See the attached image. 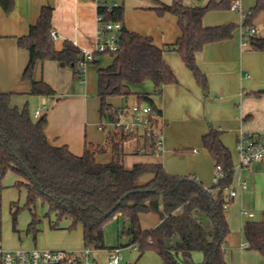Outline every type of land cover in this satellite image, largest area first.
<instances>
[{
  "label": "trees",
  "instance_id": "obj_1",
  "mask_svg": "<svg viewBox=\"0 0 264 264\" xmlns=\"http://www.w3.org/2000/svg\"><path fill=\"white\" fill-rule=\"evenodd\" d=\"M230 0L216 3L209 1L204 7L185 6L183 0H172L161 4L153 11L158 16L170 14L177 20L180 36L171 46L158 48L149 36L127 31L122 27L119 33V47L110 55L111 63L97 69L96 94L99 99L101 119L113 120L115 111L107 103L110 97L127 95L128 89L150 81L160 92L162 86L174 85L176 77L163 61L167 50L174 51L184 66L193 74L203 94L208 91V80L196 65L195 56L205 45L223 42L232 38L237 25L204 27L203 16L209 11L229 9ZM0 7L10 15L13 0H0ZM264 12V0H256L247 11L241 28L250 27V21L257 13ZM53 8L43 6L36 23L29 27L27 35L17 39V45L27 50L28 62L21 80L31 83L29 95L33 97H54L55 91L43 80L34 81L33 75L38 62H60L72 72L73 81L81 79L77 69L80 50L65 40L60 49L55 47L50 36ZM96 15L103 23L120 22L123 26L124 6L117 4L110 9L97 4ZM249 50L264 52V39L250 36ZM95 55L92 65L100 66ZM262 93H254L261 96ZM13 93L0 92V179L12 172L20 180L12 187L25 191V203L19 207L11 205L14 224L22 209H27L32 221L27 232L36 234L38 221L34 212L37 201L47 207L46 217L52 216L51 229L60 228L63 221L69 222L68 231L82 228L84 247L91 250L106 249L104 227L113 218L124 221L120 237L127 240L125 247L133 246L140 256L145 252L155 253L162 264H181L172 252H178L185 264H227L223 257V244L229 234L226 220L225 190L229 188L234 173L230 151L223 145L221 133L212 128L202 136V147L219 166L222 178L216 185L204 187L196 179L171 175L160 164H134L124 168L121 160L107 164L97 163L93 153L85 147L82 156L77 157L64 148L52 147L46 138V116L34 119L27 105L21 109L10 104ZM137 104L155 108L148 94H137ZM158 110V109H157ZM159 111V110H158ZM160 112V111H159ZM133 137L123 136L113 146L115 150L123 141ZM116 140V138H115ZM117 141V140H116ZM150 175L151 179L142 185L138 181ZM155 212L160 222L151 230H143L140 216ZM205 215L213 226L214 235L209 239L199 218ZM242 235L247 249L264 257V212L260 221H246ZM179 240L175 248L168 249L165 241ZM203 255L200 263L191 259V254Z\"/></svg>",
  "mask_w": 264,
  "mask_h": 264
},
{
  "label": "crops",
  "instance_id": "obj_2",
  "mask_svg": "<svg viewBox=\"0 0 264 264\" xmlns=\"http://www.w3.org/2000/svg\"><path fill=\"white\" fill-rule=\"evenodd\" d=\"M13 1L14 7L10 15H6L0 7V92L13 93L10 104L20 109L17 99L19 96L31 97L29 95L31 83L21 80L22 72L28 62V52L18 47L17 39L27 35L29 27L38 20L41 7L50 6L53 8L52 31L57 35V38L53 40L55 47L60 49L62 43L68 40L76 47L85 49L88 43L84 37L83 32L86 30L84 27L93 20L94 16L97 19L96 9L99 0H94L95 7L92 0ZM209 1L211 0H184L183 3L185 6L198 8L204 7ZM214 1L218 3L221 0ZM254 1L256 2L252 0L248 4V0H241L242 7L246 5L248 8L246 13L254 6ZM171 2L172 0H148V6L139 9H150L154 12L153 9L161 4L169 5ZM214 11H209L203 16L202 25L204 27L228 24H235L237 28L239 27L235 22L222 18L220 11ZM126 13L127 10L124 8L125 18ZM213 13H218L220 16H212ZM148 16L150 26L142 30L130 28L126 19L123 21V27L127 31L151 37L158 48L165 49L174 44L180 36L176 18L170 14L158 16L155 12L154 14L149 13ZM252 28L255 31L252 37L264 39V37H257L256 29L253 26ZM235 31L231 39L207 44L195 56L196 65L208 80L206 94L202 93L193 74L172 50L164 52L163 61L176 77L177 83L162 86L158 92L150 81H146L151 84V91L139 94L149 95L165 121L164 152L161 155H154L150 141L142 138L123 141L115 150L113 146L120 140H115L110 129L104 132L97 129V125L103 121L99 115V108L94 114L91 107H88L90 96H85L82 80L73 81L71 70L60 62H38L35 66L33 80L36 82L43 80L56 93L54 97H38L40 104L34 110L40 109L41 117L46 116L45 135L48 143L52 147L67 149L77 157L82 156L87 147L93 153L97 163L107 164L119 159L127 170L139 163L160 164L171 175L192 177L204 187H210L215 166L201 142L202 136L207 134L210 128L221 133L220 139L228 150L230 149V138L236 143L240 132L264 134V111H262L264 110V94L259 97L253 95L260 93V90L264 91V52L250 51L249 43L243 46L245 33L242 30L241 35L237 36ZM57 41H61L59 46L56 45ZM96 60L100 62V57ZM101 65V62L100 66L90 65L89 80L88 73L85 74L91 95L96 93L97 87L92 76L94 75L96 79L98 67L103 68ZM133 87L135 86L131 88ZM131 88L128 89L127 95L133 93ZM127 95L116 99H122L125 96L126 101ZM109 99L111 98L107 99V103L114 108L125 105L111 104L108 102ZM134 102H136V97ZM257 164H264V162ZM150 179V175L144 176L138 184H145ZM16 190L12 184H0V250L37 248L76 253L82 251L84 244L81 226H77L74 231H68L66 227L69 222L66 221L67 223L61 224L60 228L51 229L52 220L49 217L44 215L47 219L42 220L36 216L37 232L32 234L27 232L32 221L31 213H24L22 210L14 224L11 205L15 203L18 205L16 200H19V196ZM148 216L153 219V223L146 226L145 218ZM159 222V216L155 212L140 216L143 230H151ZM224 246L225 242L223 257L229 264L228 252ZM244 249L250 251L245 247Z\"/></svg>",
  "mask_w": 264,
  "mask_h": 264
},
{
  "label": "rangeland",
  "instance_id": "obj_3",
  "mask_svg": "<svg viewBox=\"0 0 264 264\" xmlns=\"http://www.w3.org/2000/svg\"><path fill=\"white\" fill-rule=\"evenodd\" d=\"M98 1V0H96ZM184 1V0H183ZM246 1V0H242ZM100 2L104 3L107 6H112L114 3L121 4L123 2L124 8L127 10L126 18L124 14V19L130 24V28L133 30L139 29L142 30L147 26H150V19L148 14L153 13L150 9H139L140 7L148 6V0H100ZM252 2V0H248V4ZM94 3V7L96 2L92 0ZM243 3V2H242ZM255 3V1H254ZM253 3V5H254ZM242 13H246L245 11L248 9L246 5H243ZM215 12V11H214ZM222 13V18L235 22L239 25L236 29V35H241L242 33V17L238 12H230L229 10L220 11ZM213 15H219L218 13H213ZM220 16V15H219ZM96 18L93 17L92 21H89L84 28L86 30L83 32L84 37L87 40L88 45L85 47V50L89 52L95 51V42H96ZM252 26L256 29L257 37H264V12L257 13L254 17H252L250 21V27ZM248 27L246 30L243 29V33L249 30ZM244 41L249 43L250 36L245 32ZM61 41H57L56 45L59 46ZM101 66H107L111 62L110 54H103L100 56ZM91 65V64H90ZM87 67L86 73L87 78L89 80V68ZM91 73V72H90ZM95 73V72H94ZM92 78L95 80V85L97 86V77L93 75ZM26 82V81H25ZM82 87V86H80ZM151 84L146 82L142 83V85L135 86L131 88V95H127V100L125 101L124 97L122 99H116L117 97H110L109 103L118 105L125 104L126 106L133 105L134 99L139 93L150 92ZM82 89V88H81ZM97 94L93 93L88 98V107L92 109V113H96L99 108V100L97 99ZM18 106L21 109L22 106L27 103V107L29 112H33L37 106L40 104V99L38 97H18ZM124 105V106H125ZM264 111V110H262ZM102 123L104 120L102 119ZM230 137V135H229ZM232 154V159L234 163V173L232 176V182L229 186V190L235 188L236 196L231 200L226 209V216L229 225V234L225 241V249L228 252V262L229 264H264V257H262L259 253L255 251H246L242 248V245H245V241L242 235V227L246 221H260L262 219V212H264V164H252L249 168L241 167L239 163V158L235 150L234 140L230 138V149ZM215 171L213 173L214 177ZM20 180V178L12 172H7L0 181V184H14L16 181ZM213 183V178H212ZM245 185V188H243ZM229 192V191H228ZM227 192V193H228ZM16 193L19 196V200H16L19 207H23L25 203V191L24 190H16ZM226 194V193H225ZM24 213H30L27 209H22ZM35 215L42 219L45 218V214L47 212V207L41 201H37L34 209ZM244 214L252 215V218L247 219ZM199 218L202 226L204 227L207 236L209 239L213 238L214 231L213 226L209 219L201 214L196 213L195 215ZM52 221V216L49 217ZM47 219V218H45ZM146 226H149L153 223V219L149 216L145 218ZM67 223L63 221L61 224ZM61 224L59 227H61ZM141 225V224H140ZM124 227V221L119 218H113L110 220L104 227V245L106 249L92 250L91 258L96 260V264H107V260L109 258V251L115 248L120 249V256L122 257L121 264H162L159 257L153 252H145L139 257V253L137 249H134L133 246L125 247L127 244V240L125 238L120 237V232ZM13 231V230H12ZM74 231V230H72ZM14 233V231H13ZM26 248L27 246H22ZM32 248V247H28ZM27 249V248H26ZM172 255L181 263L185 264L183 259L181 258L178 252H172ZM191 259L195 263H200L203 260V255L199 252H195L191 254Z\"/></svg>",
  "mask_w": 264,
  "mask_h": 264
},
{
  "label": "built area",
  "instance_id": "obj_4",
  "mask_svg": "<svg viewBox=\"0 0 264 264\" xmlns=\"http://www.w3.org/2000/svg\"><path fill=\"white\" fill-rule=\"evenodd\" d=\"M110 9L117 5L107 6L104 3L98 2ZM241 0H230L229 10L241 14L242 19H245V14L242 13ZM96 42L95 51L89 52L85 49H80V61L77 64V69L81 74V80L84 85L85 96H90V85L85 80L87 67L93 62L95 55L116 53L119 47V33L122 29L120 22L103 23L102 18L97 16ZM249 36H253L254 29L249 28L245 31ZM244 32V33H245ZM52 40L57 38L54 31L50 32ZM243 46L248 45L247 42L242 43ZM75 46V45H74ZM41 117L40 109L33 113L34 119ZM104 123H99L97 129L101 132L110 129L111 135L120 140L123 136H131L133 138H142L150 141L154 155H161L164 152V135L163 128L165 121L161 113L146 104L134 103L131 106H121L115 111L113 120L104 119ZM235 150L239 158L241 167L249 168L252 164L264 162V134H245L240 132L235 143ZM215 174L213 177V185H216L222 178L221 169L219 166L214 168ZM245 188V185H243ZM229 191V192H228ZM228 192V193H227ZM225 201L228 202L236 196L235 188L225 190ZM224 207H227L225 205ZM247 218H252L250 214H244ZM246 248L247 245H242ZM134 248V247H133ZM135 249V248H134ZM92 250L84 247L80 252H69L62 250H42V249H17V250H0V264H96V261L91 258ZM122 257L120 249L115 248L109 251L107 264H121Z\"/></svg>",
  "mask_w": 264,
  "mask_h": 264
},
{
  "label": "water",
  "instance_id": "obj_5",
  "mask_svg": "<svg viewBox=\"0 0 264 264\" xmlns=\"http://www.w3.org/2000/svg\"><path fill=\"white\" fill-rule=\"evenodd\" d=\"M261 92H264V91L260 90V93H261ZM177 243H179V240H176V239H174V240H172V241H169V240H166V241H165V245H166V247H167L168 249H173V248H175V246H176Z\"/></svg>",
  "mask_w": 264,
  "mask_h": 264
}]
</instances>
